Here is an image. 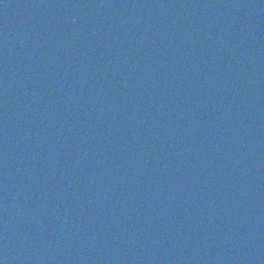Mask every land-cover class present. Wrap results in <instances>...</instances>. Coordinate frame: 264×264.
<instances>
[{
	"label": "water",
	"instance_id": "water-1",
	"mask_svg": "<svg viewBox=\"0 0 264 264\" xmlns=\"http://www.w3.org/2000/svg\"><path fill=\"white\" fill-rule=\"evenodd\" d=\"M2 264H264V0H0Z\"/></svg>",
	"mask_w": 264,
	"mask_h": 264
},
{
	"label": "snow or ice",
	"instance_id": "snow-or-ice-1",
	"mask_svg": "<svg viewBox=\"0 0 264 264\" xmlns=\"http://www.w3.org/2000/svg\"><path fill=\"white\" fill-rule=\"evenodd\" d=\"M0 264H2V262H0Z\"/></svg>",
	"mask_w": 264,
	"mask_h": 264
}]
</instances>
